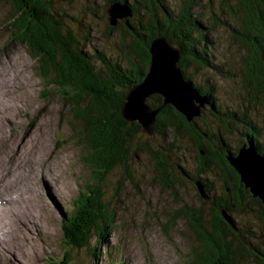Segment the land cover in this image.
Listing matches in <instances>:
<instances>
[{
    "label": "trees",
    "instance_id": "1",
    "mask_svg": "<svg viewBox=\"0 0 264 264\" xmlns=\"http://www.w3.org/2000/svg\"><path fill=\"white\" fill-rule=\"evenodd\" d=\"M60 1L64 3V0ZM65 1L70 3V0ZM120 1L126 2L131 8L132 15L128 21L133 29L126 27L123 22H118L114 27L106 24L102 36L110 44L109 51L102 48L104 44L93 42L90 36L93 28L91 24L78 16L69 15L64 9L62 13L56 11V0L10 1L12 13L9 25L13 28L14 40L26 44L36 61V73L44 86H47L45 89L52 87L60 100L69 106L73 119L80 127L76 132L83 149L82 161L91 170L95 181L89 183L86 189L79 190L78 196L72 201L71 210L62 217L66 229L62 248L65 247L69 253L62 254L65 258L60 263L76 264L70 259V252L87 249L93 235L97 244L92 254H96L98 248L108 240L117 212L115 201L112 206L109 199H118L120 180H117L116 189L109 199H105V181L115 168L122 169L121 175H127L128 178L129 159L132 155L136 156L137 151L148 148L136 140L142 131L141 126L137 122L126 121L121 115V108L127 92L142 80V75L148 69L150 42L157 37H164L180 49L178 67L184 79L200 95L206 96L207 108H202L198 116L209 110L224 125L215 133L208 126H200L196 121L197 116L187 121L170 104L161 107L155 117L153 134L159 135L162 140L165 139V128H170L172 136H193L190 141L198 155V172L189 174L179 166V175L191 177L204 185L214 212L211 231L206 229L201 214L194 209L181 208L176 213V216L186 218L201 241L200 249L196 250L190 263L234 264V258L243 251L264 264V248L254 246L235 220L236 228H233L221 214L222 209H225L235 219L237 208L246 197L249 198L257 206L256 218L260 221L261 234L264 236V206L240 182L238 173L226 157L228 152L235 154L233 150L239 148L241 143L231 148L224 137L231 133L229 128L241 126L239 133L243 138L247 136L257 152L264 155V126L258 128L244 110L221 111L215 100L212 83L193 80L189 72L190 67L195 71L206 68L221 70L222 64L216 63L210 51L212 39L207 32L214 27V23L206 26L193 12L196 0H179L177 6L171 5L172 0ZM224 2L227 12L239 20V27L233 29V36L247 49L253 48L248 49V57L243 59L241 75L244 88L251 89L252 97L256 98L260 93L264 95V0ZM214 19L219 21L216 17ZM162 101L159 94H153L147 103L158 108ZM216 144H224V149H216ZM159 148L163 154L159 153L156 160L157 170L168 186L170 183L165 172L167 157L164 154L173 149L166 144ZM209 168L217 170L216 174H221L224 182L222 189L225 192L220 199L212 193L210 179L202 178ZM231 174L236 178H231ZM227 235L236 238L239 243L237 247L229 242ZM52 264L58 262L52 259Z\"/></svg>",
    "mask_w": 264,
    "mask_h": 264
},
{
    "label": "rangeland",
    "instance_id": "2",
    "mask_svg": "<svg viewBox=\"0 0 264 264\" xmlns=\"http://www.w3.org/2000/svg\"><path fill=\"white\" fill-rule=\"evenodd\" d=\"M10 1L0 0V80L7 82L8 90L14 94L4 111L5 133L4 143L0 146V159H13L14 164L17 158L20 159L21 152L32 153L33 160L29 163L31 172L28 175L37 177L41 174V178L37 177L31 183L35 191L32 205L28 206L30 212H17L13 222L7 220L12 226L0 232V264H52V259L61 264L60 261L65 258L62 254L68 252L65 247L62 248L66 231L62 217L71 210L72 201L78 196L79 190L86 189L89 183L95 181L91 170L82 161L83 149L76 132L80 127L73 119L69 106L60 100L52 87L45 89L47 86L37 75L36 61L26 44L14 40L15 34L9 25L12 13ZM56 1V11L62 13L64 9L69 15L78 16L91 24L93 42L104 44L102 48L109 51L110 44L102 36L108 24L105 9L109 0ZM178 1L172 0L171 5H179ZM193 12L206 26L214 23V27L207 31L212 39L210 51L222 68L195 71L190 67L192 79L212 83L215 100L221 111L244 110L258 128L263 127L264 95L260 93L256 98L252 97L251 89L246 90L242 81L243 59L248 57V51L253 48L248 50L233 36V29L239 27L238 18L227 12L224 0H196ZM151 96L147 98L148 101ZM196 121L215 133L224 127L209 110L197 116ZM241 129V126H236V129L231 127V133L224 135L225 142L231 148L240 143ZM164 132L165 139L162 140L159 135H150L142 130L136 140L148 148L137 151L136 156L132 155L129 159L127 169L130 176L121 175L123 170L120 168H115L109 174L105 181V199L113 195L117 180H120V191L118 199H109L112 206L115 201L117 212L108 240L98 248L99 251L95 250L96 254H92L97 240L94 235L91 236L87 249L70 252L72 262L191 264L201 241L186 218L176 216V213L181 208L194 209L201 214L206 229L211 231L214 212L208 198L199 194L196 181L179 175V166L189 174L198 172V155L190 141L193 136H172L170 128H165ZM162 144L170 145L173 149L164 154L167 157L165 172L170 183L168 186L157 170L156 160L159 153L163 154L159 148ZM216 171L209 168L202 178L210 179L212 193L220 199L225 192L222 189L224 182ZM27 192L26 196H29L30 190ZM256 208L254 202L246 197L237 208L234 220L254 246L264 248V236L261 234L260 221L256 218ZM227 238L237 247L239 243L236 238L233 239L231 235H227ZM234 264L261 263L252 254L241 251L234 258Z\"/></svg>",
    "mask_w": 264,
    "mask_h": 264
},
{
    "label": "water",
    "instance_id": "3",
    "mask_svg": "<svg viewBox=\"0 0 264 264\" xmlns=\"http://www.w3.org/2000/svg\"><path fill=\"white\" fill-rule=\"evenodd\" d=\"M105 10L109 26L114 27L118 22H123L126 27L133 29L128 21L132 11L126 2L109 1ZM149 54L148 69L142 75V80L127 92L121 115L126 121L137 122L144 132L151 135L155 117L161 107L170 104L190 122L200 114L207 100L206 96L200 95L184 79L178 67L180 49L164 37H157L150 42ZM153 94H159L163 98L162 105L158 108H153L147 103V98ZM226 157L238 173L240 182L249 190L251 196L258 198L264 206V155L258 153L245 136L237 154L227 153ZM195 184L199 194L208 198L204 185L198 181ZM221 214L228 224L236 228L231 214L225 209H222Z\"/></svg>",
    "mask_w": 264,
    "mask_h": 264
},
{
    "label": "bare ground",
    "instance_id": "4",
    "mask_svg": "<svg viewBox=\"0 0 264 264\" xmlns=\"http://www.w3.org/2000/svg\"><path fill=\"white\" fill-rule=\"evenodd\" d=\"M8 87L7 82L0 80L1 147L4 143L5 133L3 128L6 121L4 111L7 105H9L8 101L14 96L8 90ZM8 151L11 152L10 149ZM19 158H17V162L14 164L13 159L12 161L0 159V232L12 226L10 223H7V220L13 222L17 212H30L28 206L32 205L33 193L35 191V187L31 183H34L37 177L41 178V174L37 177L28 175L31 172L29 163L33 160L32 153L21 152ZM28 190H30V195L26 196ZM12 234L15 236L14 232Z\"/></svg>",
    "mask_w": 264,
    "mask_h": 264
},
{
    "label": "flooded vegetation",
    "instance_id": "5",
    "mask_svg": "<svg viewBox=\"0 0 264 264\" xmlns=\"http://www.w3.org/2000/svg\"><path fill=\"white\" fill-rule=\"evenodd\" d=\"M205 105H206V104H205ZM203 108H207V107L204 106ZM201 109H202V108H201ZM240 137H241V138H240V143L242 144V142H243V136L240 134ZM233 147H234V146H233ZM221 148L224 149V144L221 145V146H219V145L216 144V149L221 150ZM231 150H232V149H231ZM236 150L238 151V148H237ZM236 150H235V151L233 150V152H235V154H237V151H236ZM227 152H228V151H227ZM228 153H230V152H228ZM235 154H234V155H235ZM227 162H228V161H227ZM229 164H230V163H229ZM230 166H231V164H230ZM231 167H232V166H231ZM232 168H233V167H232ZM233 169H234V168H233ZM234 170H235V169H234ZM235 171H236V170H235ZM234 173H235V172H234ZM217 176H219L220 178H222V177H221V174H217ZM231 176H232L231 178H236L233 174H231Z\"/></svg>",
    "mask_w": 264,
    "mask_h": 264
}]
</instances>
